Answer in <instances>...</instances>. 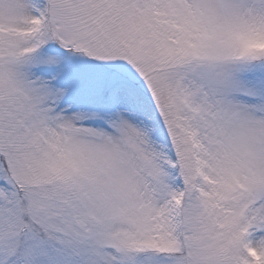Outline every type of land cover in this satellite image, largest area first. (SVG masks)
<instances>
[{
  "label": "snow or ice",
  "instance_id": "obj_1",
  "mask_svg": "<svg viewBox=\"0 0 264 264\" xmlns=\"http://www.w3.org/2000/svg\"><path fill=\"white\" fill-rule=\"evenodd\" d=\"M0 264H264V0H0Z\"/></svg>",
  "mask_w": 264,
  "mask_h": 264
}]
</instances>
